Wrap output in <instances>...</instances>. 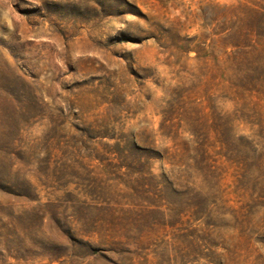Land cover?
Listing matches in <instances>:
<instances>
[{
  "label": "rangeland",
  "instance_id": "obj_1",
  "mask_svg": "<svg viewBox=\"0 0 264 264\" xmlns=\"http://www.w3.org/2000/svg\"><path fill=\"white\" fill-rule=\"evenodd\" d=\"M0 264H264V0H0Z\"/></svg>",
  "mask_w": 264,
  "mask_h": 264
}]
</instances>
